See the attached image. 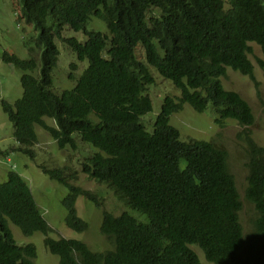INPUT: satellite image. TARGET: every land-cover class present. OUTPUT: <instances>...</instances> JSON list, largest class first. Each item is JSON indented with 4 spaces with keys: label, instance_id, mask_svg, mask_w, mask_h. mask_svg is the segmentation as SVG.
Returning <instances> with one entry per match:
<instances>
[{
    "label": "trees",
    "instance_id": "16d2710c",
    "mask_svg": "<svg viewBox=\"0 0 264 264\" xmlns=\"http://www.w3.org/2000/svg\"><path fill=\"white\" fill-rule=\"evenodd\" d=\"M19 1V20L36 33L29 39L38 59L3 57L24 72L23 96L2 104L18 142L15 150L34 157L36 127L60 150L96 148L81 163L82 172L146 221L129 211L116 216L105 210L102 197L74 184L79 178L74 167H41L69 190L63 202L69 229L89 230L77 211L79 198L102 210L100 232L110 249L93 251L78 239L51 238L30 186L13 171L0 182V264H35L37 258L34 245L17 244L11 225L28 237L44 235L60 264H205L191 247L209 264H264V147L246 138V199L257 212L249 232L240 219L243 202L227 151L212 142L183 140L170 124L186 105L199 113L211 107L218 125L254 124L251 106L227 91L222 79L230 68L256 81L251 44L261 48L258 63L264 69V0ZM94 20L107 33L89 30ZM66 29L83 33L85 42L65 37ZM58 41L77 57L73 71L88 63L75 87L61 94L53 92L52 77ZM156 73L181 95L164 99L149 131L142 119L153 111ZM9 153L0 151L8 161Z\"/></svg>",
    "mask_w": 264,
    "mask_h": 264
},
{
    "label": "rangeland",
    "instance_id": "374dc122",
    "mask_svg": "<svg viewBox=\"0 0 264 264\" xmlns=\"http://www.w3.org/2000/svg\"><path fill=\"white\" fill-rule=\"evenodd\" d=\"M20 1L19 0H0V151H10V161L8 158L1 157L0 154V182L8 178L10 172L19 173L30 186L34 198L40 211L49 223L52 232L51 238L78 239L85 242L93 251L104 252L110 249L106 238L101 234L102 210L96 205L81 197L77 202L79 216L89 224V230L85 233H77L69 229L66 225L67 210L64 207V200L68 196L69 190L63 185L51 180L41 169H49L71 166L78 171V181L75 182L79 187L92 191L104 199V208L108 212L118 216L125 211H129L136 219L145 222L146 218L139 213L128 210L121 203L114 193L104 185H99L91 181L82 172L81 163L92 157L98 150L88 144L82 145L75 154L74 151L60 150L56 141L42 128L36 127L39 142L30 148L34 157L26 153L17 152L18 142L14 138V128L10 123L7 114L3 111L4 101L14 104L23 96L21 78L24 72L12 65L6 64L3 57L6 53L14 54L21 59H30L31 55H36L35 51H30L33 43L29 38L36 37L35 31L24 22L19 20ZM101 30L107 33V27L102 22L94 20L88 29ZM65 37H76L85 42L83 33H76L66 29ZM30 43L26 46L25 43ZM60 51L57 67L52 72L54 81L53 92L61 94L65 90L75 87L77 80L81 77L88 63H82L78 70L73 71L71 65L78 63L77 57L67 46L57 42ZM253 53L250 59L255 66V79L242 75L232 69L227 70V75L222 79L227 91L240 94L251 106L255 121L252 126L244 127L235 121L228 120L223 125L216 123L217 115L209 107L204 113L195 111L192 106L186 105L184 109L171 116L170 124L180 131L183 140H204L214 143L216 146L227 151L229 155L230 170L233 173L237 187L243 202V209L240 213L242 225L246 231H251V221L256 217L257 212L253 204L246 199L247 189V155L246 138H252L259 146L264 147V69H261L258 61L263 59V53L259 46L251 44ZM72 74L73 79L70 78ZM156 75V85L150 90L153 101V111L144 116L142 121L149 131H153V124L161 113L162 104L166 97L177 99L180 91L169 81ZM146 121V123H145ZM49 125L54 122L46 118ZM152 123V124H151ZM14 238L18 245H34L37 250L35 264H60L59 258L51 254L44 244V235L37 233L33 236H25L22 231L11 225ZM202 260L206 261L203 253L196 247H191Z\"/></svg>",
    "mask_w": 264,
    "mask_h": 264
}]
</instances>
